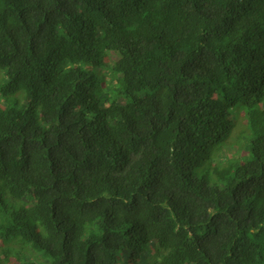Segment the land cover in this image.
I'll return each mask as SVG.
<instances>
[{"label":"trees","instance_id":"16d2710c","mask_svg":"<svg viewBox=\"0 0 264 264\" xmlns=\"http://www.w3.org/2000/svg\"><path fill=\"white\" fill-rule=\"evenodd\" d=\"M0 264H264V0H0Z\"/></svg>","mask_w":264,"mask_h":264}]
</instances>
